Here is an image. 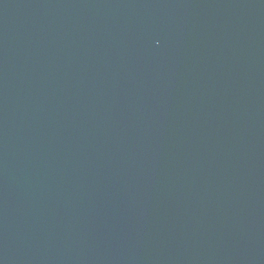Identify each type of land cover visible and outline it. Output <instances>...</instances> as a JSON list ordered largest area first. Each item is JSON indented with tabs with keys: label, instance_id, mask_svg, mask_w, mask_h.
<instances>
[{
	"label": "water",
	"instance_id": "water-1",
	"mask_svg": "<svg viewBox=\"0 0 264 264\" xmlns=\"http://www.w3.org/2000/svg\"><path fill=\"white\" fill-rule=\"evenodd\" d=\"M0 264H264V0H0Z\"/></svg>",
	"mask_w": 264,
	"mask_h": 264
}]
</instances>
